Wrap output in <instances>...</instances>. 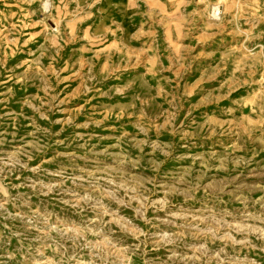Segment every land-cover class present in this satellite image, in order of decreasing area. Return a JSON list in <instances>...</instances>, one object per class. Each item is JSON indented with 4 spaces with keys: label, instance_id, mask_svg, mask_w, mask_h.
<instances>
[{
    "label": "rangeland",
    "instance_id": "obj_1",
    "mask_svg": "<svg viewBox=\"0 0 264 264\" xmlns=\"http://www.w3.org/2000/svg\"><path fill=\"white\" fill-rule=\"evenodd\" d=\"M0 264H264V0H0Z\"/></svg>",
    "mask_w": 264,
    "mask_h": 264
}]
</instances>
